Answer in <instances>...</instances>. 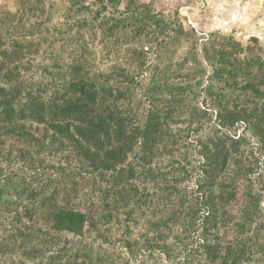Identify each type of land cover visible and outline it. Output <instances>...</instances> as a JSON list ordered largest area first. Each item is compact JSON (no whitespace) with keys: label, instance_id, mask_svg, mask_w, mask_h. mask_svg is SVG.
Listing matches in <instances>:
<instances>
[{"label":"trees","instance_id":"obj_1","mask_svg":"<svg viewBox=\"0 0 264 264\" xmlns=\"http://www.w3.org/2000/svg\"><path fill=\"white\" fill-rule=\"evenodd\" d=\"M5 21H0V264H42L48 243L63 234L69 243L86 232L111 243L116 229H123L127 255L132 249L165 253L170 247L163 237L176 224L196 237L197 246L188 251L198 252L197 264H264L262 235L252 230L263 213L255 182L264 183V53L254 43L225 37L217 49L203 48L209 80L223 83L224 93L215 97L223 130L200 143L197 200L191 202L181 186L187 171L182 160H160L171 147L169 117L182 95L177 86L163 89L159 103L138 114L122 104L133 93L137 66L116 67L106 76L82 58L64 66L54 53L38 80L29 65L37 44L31 37L2 34ZM238 121L256 138L249 162L241 148L245 136L229 133ZM6 138L22 144L14 162L32 174L15 180L17 174L1 164ZM46 148L65 158L56 164L66 169V184L52 174L40 177V165L50 163L41 153ZM134 232L138 237L131 239ZM38 257L43 260L34 263Z\"/></svg>","mask_w":264,"mask_h":264},{"label":"rangeland","instance_id":"obj_2","mask_svg":"<svg viewBox=\"0 0 264 264\" xmlns=\"http://www.w3.org/2000/svg\"><path fill=\"white\" fill-rule=\"evenodd\" d=\"M0 16H3L0 21L8 19L2 34H12L16 39L31 37L37 44L32 48L34 59L29 65L38 80L42 79L45 66L52 63L54 53H59L64 66L82 58L87 65L104 70L106 76L116 67L137 66L139 73L134 71L131 82L133 93L122 104L138 114L148 110L151 104H158L163 89L177 86L182 95L179 106L169 117L170 133L166 140L171 147L160 160L165 163L170 157L182 160L187 170L182 174L184 199L197 200L195 180L200 166V143L223 130L217 122L215 100L216 95L224 93L223 83L209 80L210 67L202 57L203 48L217 49L225 37H230L244 45L250 41L257 51L264 53V0H116L104 4L94 0H0ZM52 30L64 32V37L58 39ZM229 133L234 138L245 136L246 142L241 143V148L249 162L248 150L257 144L254 134L247 131L242 121L236 122ZM19 145L22 144L13 138L3 142L2 160L7 161L1 160V164L17 174L13 176L15 180L32 174L21 161L14 162L13 154L18 153ZM41 153L50 163L49 167L40 165V177L52 174L51 178L66 184V169L61 171L56 164L66 162L65 158L54 148L43 149ZM257 170L251 177L262 171L261 166ZM261 180L256 179L254 188L262 192L263 213L252 230L262 235L264 242V183ZM173 229L169 236L163 237L170 247L168 252L132 249L130 257L120 241L123 229L111 233V243L94 238L89 232L69 243L63 234L65 237L48 243L49 250L42 254L45 257L42 264L46 260L55 264L71 258L80 264L82 261L85 264H197L198 252L189 254L191 246H197L196 237L188 236L190 230L182 225L176 224ZM135 232L131 239L138 237ZM39 259L32 261L39 262Z\"/></svg>","mask_w":264,"mask_h":264}]
</instances>
